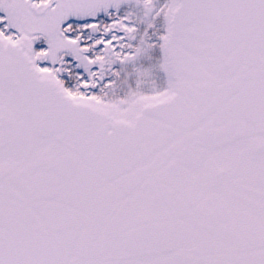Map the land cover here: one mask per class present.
<instances>
[{
    "label": "snow or ice",
    "instance_id": "1",
    "mask_svg": "<svg viewBox=\"0 0 264 264\" xmlns=\"http://www.w3.org/2000/svg\"><path fill=\"white\" fill-rule=\"evenodd\" d=\"M0 264H264V0H0Z\"/></svg>",
    "mask_w": 264,
    "mask_h": 264
}]
</instances>
